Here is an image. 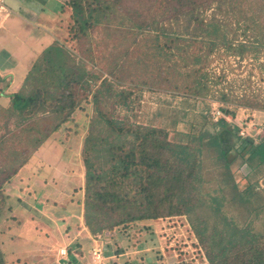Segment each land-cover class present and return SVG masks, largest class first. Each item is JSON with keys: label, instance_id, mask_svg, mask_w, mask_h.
<instances>
[{"label": "rangeland", "instance_id": "1", "mask_svg": "<svg viewBox=\"0 0 264 264\" xmlns=\"http://www.w3.org/2000/svg\"><path fill=\"white\" fill-rule=\"evenodd\" d=\"M72 1L35 0L30 4L23 0L16 10L26 24L33 25L28 26L32 32L30 36H22L20 41V44L29 42L33 48L34 51L29 52L32 65L45 47L57 43L67 51L64 57L67 54L68 65L75 76L83 73V81L80 84L70 83L77 102L76 109L53 132L49 126L58 123L59 116L63 114L58 116L59 113L53 112L50 107L44 115H7L0 108V179L4 177V168L10 172L0 192V208L3 209L0 216V249L4 252L6 263L206 264L205 246L200 243L192 223L206 218L209 230L205 235L211 232V227L219 228L223 224V219L211 212L214 204L207 196L219 194L216 190L221 184L219 160H203L201 173L208 182L195 184L191 190L189 188L188 194L193 196L195 207L189 215H166L167 207L164 205L162 214L156 218L129 222L125 227L123 224L116 225L112 231L107 228L95 234L89 231L83 222L85 168L80 150L82 138L90 131L89 123L95 111L91 97L97 88H103L101 82L112 81L113 90L107 92L106 100L100 101L99 109L127 127L164 128L168 132L167 139L173 143H187L190 139L188 134L196 136L205 128L211 129L206 117L216 121L220 116L229 122L231 128H238L239 136L257 143L264 138V109L237 104L233 97L228 102V108L233 112L230 115L223 113L224 104L218 100L216 92L198 98L189 96L183 87L187 77L173 71V62L156 55L151 48L152 35L156 31H163L159 34V44L164 47L172 44H165L169 30L164 28L168 20L178 15L172 9V6L178 7L174 1L168 0L165 9L166 0H123L117 5V11L109 15L110 20L94 24L85 33L79 32L75 25ZM250 2L255 9V0H243V5L249 6ZM199 6L197 14L204 13V4ZM10 10L0 3V23L11 19ZM117 14L140 21L143 25L154 21L153 32L130 27L132 22L118 19ZM251 20L253 22L249 23L257 24L254 30L236 27V21H231L233 29L228 30L229 38L235 36L241 41L247 38L252 41L255 33H262L264 14L258 13ZM121 21H124V26ZM258 36L262 39V35ZM178 41L181 46L184 45V41ZM18 44H15L17 49L21 46ZM198 48V43L191 42L189 51H197ZM254 48L257 49L256 43ZM219 51V54L215 51L210 53L209 70H225L224 85H229L230 93L233 96L247 93L249 103L263 99V49L257 52L247 49L242 59L236 54L238 51ZM174 59L183 61L178 56ZM39 65L43 68L45 62L41 61ZM35 86L34 79L23 83L22 88L28 90ZM113 92L117 94L113 95ZM37 122L39 125L35 127ZM2 123L17 128L20 139L15 146L8 140L7 128ZM32 132L43 136L47 134V137L33 146L28 141ZM238 141L236 137L229 138V145L234 144L229 149V156H236L230 164L229 173L241 191L249 184L255 185L253 190L257 194L253 196L252 203L264 204V167L254 165L249 168L243 160L246 153L238 155L234 150ZM18 162L22 164L15 169ZM77 174L80 180L69 179ZM227 196L230 198V192ZM200 200L205 204H201ZM221 210L220 216L227 221L245 222L247 213L244 204L227 200ZM33 218H36L35 221ZM252 221L254 229L261 227L264 209Z\"/></svg>", "mask_w": 264, "mask_h": 264}, {"label": "trees", "instance_id": "2", "mask_svg": "<svg viewBox=\"0 0 264 264\" xmlns=\"http://www.w3.org/2000/svg\"><path fill=\"white\" fill-rule=\"evenodd\" d=\"M32 1L35 0H26V3L33 4ZM122 1L73 0V16L78 31L85 33L94 24L110 20L109 15L117 11V5ZM171 1L178 5L172 6V9L176 10L178 15L182 14L171 18L167 22L168 25H165L164 29L169 30V34H165L167 35L165 44H168L167 42L172 44L165 47L159 44V34L163 31L158 33L155 30L151 48L156 55L173 62L172 66L175 67L173 71L187 77L188 80H184L186 82L183 87L189 96L198 98L216 92V97L224 104L223 113L230 115H233V112L229 110L228 102L233 97L237 104L264 109V98L249 103L247 93L233 96L228 89L229 85H224L227 74L223 68V71L219 72H215V69L209 70V55L213 51L218 54L219 50L238 51L236 54L241 57L240 59L244 57L242 54L247 49L257 52L262 48L264 52V31L255 33L252 41L250 38L241 41L235 36L232 38L228 36V30L233 29L231 27L233 20L236 21V27L243 26L245 30H254L257 24L249 22H253L251 19L256 14H264V0H255L257 5L254 6L255 9L251 2L249 6L243 5V0ZM168 3L166 0L165 9ZM200 3L204 4V13L197 14L196 10H200ZM117 18L131 21L130 27L137 30L153 32L154 21L150 25L149 23L143 25L140 21L125 18L123 15L117 14ZM120 24L125 25L124 21ZM181 28L182 30H179ZM259 34L262 35V39ZM178 40L184 41V45L181 46ZM191 42L199 44L197 51H189ZM255 43L257 49L254 48ZM64 53L67 51L57 43L49 44L42 50L24 80L25 84L35 79L36 86L32 89L29 87L28 90L23 88L12 94L10 97L12 107L4 109V114L44 115L50 107L53 112L59 113L58 116L60 113L63 114L59 116L58 123L49 126L52 132L58 129L59 123L66 121L77 105L70 83L80 84V81H83V73L75 76L68 65L69 58L67 54L64 57ZM175 56L183 61L177 62ZM41 61L45 62L43 68L39 65ZM101 84L103 88H97L91 97L95 111L90 119V131L82 138L83 146L80 150L85 168L82 185L85 205L83 222L89 231L92 234L104 228L112 231L116 225L123 224L125 227L129 222L156 218L162 214L164 205L167 207L164 212L166 215L184 213L189 215L195 207L192 204L193 196L188 192L195 184L204 185L208 182L201 173L204 168L203 160L205 158L219 160L223 162L217 161L222 168L219 175L221 184L216 189L219 194L207 196L214 204L211 212L223 219V224L219 228L211 227V232L205 235L209 230L206 218L192 223L200 243L205 246L208 258L206 264H264V222L258 229L251 225L252 220L258 218L264 209V204L252 203L253 196L257 194L253 190L255 185L249 184L241 191L229 173L230 164L236 157L229 156V149L234 146L229 145V138L233 136L239 140L234 150L238 155L246 153L243 160L249 168L254 165L264 167V138L257 143L246 140L238 135V128H231L229 122L220 116L216 121L206 117L211 129L205 128L196 136L188 134L190 139L187 143H173L167 139L168 132L164 128L127 127L102 112L98 105L102 99L106 100L107 92L113 90V82L104 80ZM112 94L116 95L117 92ZM5 119L4 117L3 121ZM38 125L37 122L35 127ZM2 126L7 128V135L10 137L8 140L15 146L20 139L17 128L5 123H2ZM46 137L47 134L43 136L38 135V132L37 134L32 132L28 141L37 146L45 141ZM7 178L8 173L0 179V192L1 185ZM71 179L76 181L78 176L74 175ZM74 189L80 190L79 187ZM227 192H230V198ZM227 200L244 204L247 213L244 220L247 223L244 221L238 223L233 219L227 221L225 217L220 216L221 208ZM78 201L80 202V197ZM200 201L201 204H205L203 200ZM2 211L0 208V216ZM0 264H7L1 249Z\"/></svg>", "mask_w": 264, "mask_h": 264}, {"label": "crops", "instance_id": "3", "mask_svg": "<svg viewBox=\"0 0 264 264\" xmlns=\"http://www.w3.org/2000/svg\"><path fill=\"white\" fill-rule=\"evenodd\" d=\"M26 1V0H25ZM23 2V0H0V3L6 7H9L11 19L9 21L2 20L0 23V108L1 110L11 108L12 100L10 97L12 94L23 90L22 85L24 83L25 77L31 68L32 62L29 61L30 53L34 51L31 48L29 42L26 44H20L21 37L30 36V29L28 26L33 27V25L26 24L16 10L18 6ZM7 21V22H6ZM38 37V36H37ZM6 40V42H4ZM9 40H12L10 43ZM39 44V38H37ZM19 43L21 46L16 47L15 44ZM18 44V45H19ZM35 52L33 53V55ZM18 86V87H16ZM21 86V87H20ZM21 88V89H20ZM22 162L24 160L22 159ZM18 162L14 168H20ZM4 174L10 172L3 169ZM78 180L80 176L77 174ZM10 175H8V178ZM70 177L69 179H71ZM39 180V179H38ZM40 181V180H39ZM36 218H33L35 221Z\"/></svg>", "mask_w": 264, "mask_h": 264}]
</instances>
